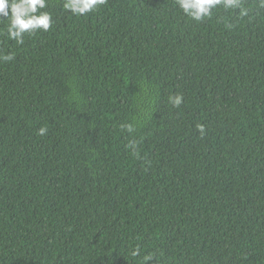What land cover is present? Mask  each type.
<instances>
[{
  "label": "trees",
  "instance_id": "trees-1",
  "mask_svg": "<svg viewBox=\"0 0 264 264\" xmlns=\"http://www.w3.org/2000/svg\"><path fill=\"white\" fill-rule=\"evenodd\" d=\"M0 264H264V0H0Z\"/></svg>",
  "mask_w": 264,
  "mask_h": 264
}]
</instances>
